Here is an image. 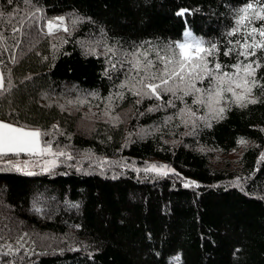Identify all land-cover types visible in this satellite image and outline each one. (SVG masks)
I'll return each instance as SVG.
<instances>
[{
    "label": "trees",
    "instance_id": "16d2710c",
    "mask_svg": "<svg viewBox=\"0 0 264 264\" xmlns=\"http://www.w3.org/2000/svg\"><path fill=\"white\" fill-rule=\"evenodd\" d=\"M249 2L264 6L256 0H0L6 89L0 120L49 133L42 143L66 153L31 175L12 167L29 155L0 158V264H264V87L253 88L257 103L225 104L223 119L193 103L201 93L184 97L183 112L176 95L161 93L158 100L129 90L138 79L129 54L147 51L154 61L156 51L170 55L168 46L185 39L187 29L205 47L217 45L210 59L223 72L247 63L235 41L243 43L250 27L228 33ZM57 15L76 21L66 35L48 34L46 22ZM90 38L115 51H85ZM229 48L235 50L225 56ZM249 59L260 61L256 78L264 85V50ZM196 87L211 84L205 79ZM82 96L93 104L110 100L115 122L85 111ZM70 101L77 103L67 108ZM176 118L185 119L186 131L177 130ZM152 126L157 130L147 132ZM240 140L250 144L236 169L212 165L199 149L226 154ZM152 163L170 170L150 171Z\"/></svg>",
    "mask_w": 264,
    "mask_h": 264
},
{
    "label": "snow or ice",
    "instance_id": "6c2138e0",
    "mask_svg": "<svg viewBox=\"0 0 264 264\" xmlns=\"http://www.w3.org/2000/svg\"><path fill=\"white\" fill-rule=\"evenodd\" d=\"M9 3L12 0H8ZM260 5H264V0H256ZM183 15V11L178 13ZM4 13L0 12V21L3 20ZM264 21V6L257 8L253 2H249L246 6L241 7L235 20V27L228 33L229 36H235L241 33L242 28L250 27V31L244 32L243 43L237 40L235 44L239 46L238 56H243L244 60L238 61L233 65V72H223L222 65L209 59L218 51L216 44H210L205 47L204 41L195 38L191 32L184 34L185 39L169 45V54L161 55L160 51H156V60L149 59V52L130 53L132 59L128 61L131 65V71L135 72L138 79L130 87V91L137 96L155 97L161 99V93L182 92L184 96L195 95L193 103L204 105L207 107L209 115L212 119H223L226 107L222 106L225 101V94H231V103H235L239 107H245L248 103H257L255 99H249L253 88L260 85L256 78V71L262 67L259 60H250L254 57L258 50H264V25L260 27L251 26L254 21ZM76 21L73 20V24ZM24 27H14L13 33H19ZM64 27V18L58 17L55 20L47 22L48 34L52 35L54 31ZM257 36L260 39H257ZM0 41H3V33H0ZM231 43V41H230ZM235 49L229 48L223 54L230 55ZM108 51H112L109 49ZM142 57V58H141ZM157 61L161 67H157ZM212 67H209V65ZM116 65L113 64V68ZM243 72V76L240 73ZM205 79L210 81L209 89L196 87L197 82H203ZM127 85H121L125 87ZM10 87V86H9ZM236 89H242L237 93ZM6 90L4 86V77L0 75V91ZM203 93H207L206 96ZM182 99V97H180ZM174 106V105H173ZM190 115L195 113L188 110ZM210 126V125H209ZM49 133H42L38 129H28L26 126H17L13 123H7L0 120V158L11 155H20L21 153L29 156H64V152H53L52 143L44 141L42 137ZM244 143V141H241ZM264 158V157H262ZM71 159V156H68ZM11 163V162H9ZM48 164L54 165L55 161H49ZM17 170H23L18 164L12 165ZM27 167V165H25ZM48 167H44V171H48ZM150 170H156L153 165ZM31 175L32 173H27ZM189 185L186 184L185 187Z\"/></svg>",
    "mask_w": 264,
    "mask_h": 264
},
{
    "label": "rangeland",
    "instance_id": "374dc122",
    "mask_svg": "<svg viewBox=\"0 0 264 264\" xmlns=\"http://www.w3.org/2000/svg\"><path fill=\"white\" fill-rule=\"evenodd\" d=\"M58 17L64 18V27L67 28V31H64L63 28H61L60 30L54 31L53 35H60V36L66 35L65 33H68L70 31L73 24L71 21H69V19L65 15H57V16H54L53 18L49 19V20H55ZM47 22H46V28H47ZM47 31H48V29H47ZM186 32H191V31H190V29H187V30H185V33ZM195 38L199 39L198 37H195ZM183 40H181V42ZM83 48L87 52L97 53V54H105L106 52H108L109 49H112V51H115L114 48L106 45V43H104L99 38H90V39L85 40V42L83 43ZM210 58L211 57H209V59ZM236 91H237V93H240L242 91V89H236ZM88 95L94 96L93 94H90V93ZM166 96L169 98L172 96V93H167ZM187 96H184L183 93L179 92V91L176 93V97H177L176 103L178 104V106H181L183 112L185 111V108L188 105V99L184 98ZM180 97H182V99ZM249 99H256V98L251 95L249 97ZM78 102L82 103V107H84L85 111L87 110L88 113L91 111L94 116H97L96 118L98 119V121L103 122V123H105L104 121L115 122L114 107L111 103H109L110 100H108L106 103L100 102L98 104V102H97V103L93 104V103L89 102V97H83L82 96L81 100H79ZM229 102H231V94L226 93L225 94V101L221 102L222 106H224L225 104H227ZM76 103L77 102H75V101H70L69 104L66 105V107L70 108V107H72V105H74ZM176 103H175V105H176ZM202 107L205 110V114L210 117L207 107L204 105H202ZM168 120H170V119H168ZM184 121H185V119H182V118L177 119L176 118V122L180 123L177 125V130H180L182 128L184 131H186L185 126L183 125ZM27 128L28 129H37L36 127H27ZM155 130H157V127L152 126V127H150V129H147V132L152 133ZM241 141H244V143H241ZM249 144H250V142L247 140H240L237 144V147L235 149L231 150L230 152L226 153V154L218 153L217 151H215L211 148H207L205 146H199V149L206 152L209 155V160H210V163L212 165H226V167H229V170H231V169H236L238 167V159H239L242 151ZM53 152H57V151L53 150ZM49 161H55V164H56L57 156H53V155L28 156V157H19V158H16L15 160H13V162L15 164H18L20 166V168L25 170L27 173H33V172L38 171V170H44V167H46V166L48 167V169L51 168L53 165L48 164L47 162H49ZM25 165H27V167H25ZM153 165L156 166V170H150ZM148 170L153 171V172H158V173H165V172L169 171L170 169L168 167H166L164 164L152 163L148 166ZM36 198H40V197H36Z\"/></svg>",
    "mask_w": 264,
    "mask_h": 264
}]
</instances>
